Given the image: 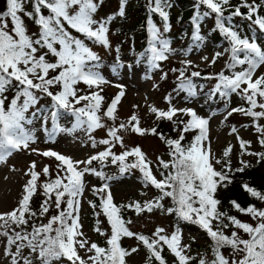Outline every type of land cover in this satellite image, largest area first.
<instances>
[{
  "label": "snow or ice",
  "instance_id": "snow-or-ice-1",
  "mask_svg": "<svg viewBox=\"0 0 264 264\" xmlns=\"http://www.w3.org/2000/svg\"><path fill=\"white\" fill-rule=\"evenodd\" d=\"M126 4L127 0H120V17L125 16ZM102 5L103 0H5V8L0 10V164L25 150L57 162L54 175L50 165L45 164L37 171L36 161L30 162L23 173L28 179L17 206L0 212L2 259L9 264H128V259L143 247L145 264H168L162 254L166 247L174 257L173 264H264V208L255 204L243 207L230 200L235 210L251 217L253 223H248L220 211L222 201L217 198L221 188L227 189L234 182L235 173H243L251 166L243 157L255 156L259 163L264 161V151H250L252 141L240 137L237 128L231 126L229 135H236L239 144V166L234 168L233 145L228 144L219 156L211 147L209 125L216 113L202 117L194 108H178L173 103V93L175 96L183 93L186 102L200 95L205 85L197 84V78L215 80L206 95L209 99L219 96L225 101L226 115L222 123L234 113L251 118L257 142L264 148V124L260 123L264 120V72L259 71L264 67V44L260 42L264 36V15H261L264 0L261 3L240 0L235 6L231 0H195L192 42L181 50L183 56L201 50L207 39L201 33V24L213 18L212 31L218 32L227 46L223 51H216L211 59L203 56L202 60L210 65L225 55L227 60L221 71L207 75L199 70L189 71L198 66L190 59L182 60V67L172 69L178 76L173 93L164 97L168 107H148L157 122L151 128L142 127L135 113L127 121L117 123L118 104L126 95L125 85H115L120 91L104 108L102 86L110 82L102 72L101 56L89 45L112 50L109 31L116 13L97 19ZM146 7L147 46L135 57V66L146 64L150 78L176 49L171 47L166 35L171 30V0H147ZM242 8L247 11H241ZM153 14L161 18L163 30L153 22ZM25 17L37 31L29 32ZM237 17L246 21L247 32L235 23ZM115 51L119 53V46ZM125 67L129 72L134 71L133 63L124 64L117 55L111 71L118 75ZM166 78L167 73H162L161 79ZM234 94L245 106L228 109ZM45 98L50 103L41 104ZM62 118L69 119L70 126L62 125ZM106 120L111 124L105 123ZM34 121L40 122L46 142L55 141L59 134L82 132L86 145L94 151L83 159H76L51 149L41 152L31 148V144L38 142L32 128ZM159 122L171 123L177 136L173 138L159 131ZM100 129L106 131V136L97 139L94 133ZM121 133L157 136L167 147L169 158L157 156L153 162L139 145L128 147ZM188 133L195 134L184 143ZM117 145L122 149L119 153L114 150ZM109 165L116 166L117 172L106 173L104 169ZM137 171L143 188H152L158 194L143 201L117 205L111 182ZM41 175L46 179L39 183ZM86 175L102 181L99 186H92L99 204L92 200L87 203L97 217L93 230L105 237L104 246L91 241L83 231L81 209ZM241 188L264 203V191L248 182H243ZM38 191H42L44 199L39 210L34 211L31 201ZM141 195L147 193L142 191ZM166 199L171 202L168 206L164 203ZM53 207L56 214L48 217L46 223L42 222L41 218ZM123 210H131L137 217L155 212L174 216L173 230L168 233L157 226L151 235L135 232L130 227L133 221L124 218ZM100 215L106 217L110 232L101 229ZM182 223L206 233L212 242L211 259L206 253L190 254V244L182 243ZM230 227L234 230L229 235L225 230ZM241 232L246 234V239L241 237ZM124 238L135 239L137 246L123 247ZM225 248L231 249V257L224 255Z\"/></svg>",
  "mask_w": 264,
  "mask_h": 264
},
{
  "label": "rangeland",
  "instance_id": "rangeland-1",
  "mask_svg": "<svg viewBox=\"0 0 264 264\" xmlns=\"http://www.w3.org/2000/svg\"><path fill=\"white\" fill-rule=\"evenodd\" d=\"M133 0H127L126 8L132 4ZM120 5V0H103V5L97 13V19L104 18L110 14L117 12ZM125 8V9H126ZM177 7L173 6L172 11H176ZM25 19V24L29 32H35L37 30L36 26L30 22V20ZM162 29V27H160ZM109 39L112 45V50H107L101 46L89 45L96 51L101 57L112 59L113 65L116 62L117 55L119 59L124 64L133 63L134 71L129 72L127 67L120 69L118 75H114L111 71V65L102 66V72L107 80L110 82L104 84L102 95L105 98L104 108L107 107V102L110 103L111 99L120 91L115 85L122 84L125 85L126 95L122 98L121 102L118 104L117 115L118 120L127 121L134 113L139 116L141 126L144 128H151L156 125L154 115L150 114L148 111L149 106H156L158 108L166 109L168 104L165 102L164 97L168 93H173L174 87L172 84L175 82L178 73L173 72L172 69L180 68L181 61L184 59H190L195 66H208V62L202 60L203 56H208L210 59L214 54L213 50L209 47V42L206 40V43L201 48L199 52H193L189 56L185 57L182 54V51L179 47H175L176 52L169 55L167 59V68H160L155 70L152 75L149 76L145 71V64L135 66V60H130L132 56L129 55L128 50L119 44L121 39L120 35H115L110 28ZM264 44L262 41H260ZM119 46V53L115 51L116 47ZM174 67H173V66ZM223 67V62L219 58L217 63L212 65L213 70H219ZM260 72H264V67H262ZM162 73H167L166 79H161ZM259 74V73H258ZM155 85V86H154ZM79 87L87 91L84 84H80ZM55 91V89H53ZM174 100L173 103L176 107H191L194 108L197 113L202 117L209 116L213 111L216 113L210 120V139L212 150L219 156L223 149L231 144L234 146V151L232 153L231 159L233 167H238L237 163V153L239 152V144L236 139V135H229L230 127L235 126L238 130L239 136L245 140L252 141L250 151L261 152L264 148L260 146L257 142V134L254 127L251 126V119L239 114L234 113L231 117L224 121V115H226V108H217L215 103L210 104L207 99L202 95H199L195 100L185 101L184 94L181 93L179 96H175L173 93ZM233 100L230 99L228 103V109L232 107ZM106 104V105H105ZM137 107H133V106ZM107 124H111L110 121H105ZM260 123L264 124V120H261ZM244 125H249V127H244ZM48 127H51L49 123ZM32 128L38 137V142L31 144V148L38 149L39 151L44 150H55L61 154H65L76 159H83L87 155L92 154L94 151L90 145H86V137L82 133L81 136L75 134H59L55 141L46 142V134L43 131L40 122L37 121L33 123ZM94 135L97 139L104 138L106 136V131L103 129L97 130ZM125 136V144L128 147H133L139 145L142 150L147 154L148 158L153 162L156 161L157 156H163L165 160L169 157L165 149L164 143L154 135H145L143 137L139 135H128L121 133ZM116 152H120L122 149L119 145L114 149ZM244 160L249 161V163H256L257 157L245 155ZM36 161L37 171H41L45 164L50 165V170L53 175L55 174V164L57 163L54 158L43 157L36 153H32L28 150L20 151L14 153L10 158L7 159L6 163L0 164V212H8L17 206V201L19 200L23 185L28 179L24 176V171L27 170L30 162ZM13 166L15 170L13 169ZM109 165L108 167H111ZM220 166L217 165V168ZM264 170V167H263ZM154 173L159 177L158 171L153 169ZM46 177L41 175L39 183H42ZM97 182L102 183L97 177L93 175H86L85 177V191L82 198V209L81 217L83 223V231L90 238L91 241H94L101 246H104L105 240L99 241L100 239L96 236L93 226L91 225V207L87 201L91 200L92 196V186H98ZM146 192L147 195H141V192ZM111 192L114 197V201H120L123 203L132 202L134 200L143 201L145 199H150L151 197L156 196L158 193L152 189H144L142 184L134 178H120L116 181L111 182ZM37 193L42 194V191ZM264 208V203L261 206ZM128 219H131L133 223L130 225L132 230L135 231H144L149 232L155 230L157 226L163 227L168 233H171L173 230L172 221L169 216L162 215L159 212L153 214H145L139 217L131 211L128 214ZM101 227L103 224L107 226L106 222L103 223L101 218ZM244 222L253 223L250 216L243 218ZM182 228V243L190 244L191 251L190 254L198 253V245H201L203 250L209 249L210 239L207 237L206 233L201 231L196 226L191 224H181ZM242 238H247L246 234L243 232L240 233ZM192 237H195V240H192ZM3 238H0L2 240ZM127 248L137 246V242L134 239L125 238L122 240ZM226 257H231V249L222 250ZM27 254V250H25ZM208 254V253H207ZM83 255V252H81ZM3 256V247L0 246V264H9L5 259H2ZM172 254L170 253L168 259H172ZM146 250L141 247L139 252L133 254L128 259V264H145Z\"/></svg>",
  "mask_w": 264,
  "mask_h": 264
},
{
  "label": "trees",
  "instance_id": "trees-1",
  "mask_svg": "<svg viewBox=\"0 0 264 264\" xmlns=\"http://www.w3.org/2000/svg\"><path fill=\"white\" fill-rule=\"evenodd\" d=\"M171 3L173 6H176L177 9L176 11H172V8L169 9L170 12V22H171V30L166 34L168 38L170 39L171 42V47H179L181 50L186 49L192 42V32H193V25L191 23V17L194 14V8L193 5L195 3V0H171ZM240 3V0H231V4L233 6L238 5ZM257 3H261V0H257ZM147 0H133L132 4L125 9V16L120 17L117 12L115 15V18L112 20L110 28L112 29V32L115 33V35H120L121 39L119 41V44L121 46H124L128 52L129 55L132 56L130 60H135V57L145 49L147 46V38H148V32H147V20H148V10H147ZM5 8V0H0V10H4ZM30 8V6H29ZM241 11H247V9L242 8ZM112 13V14H114ZM111 15V14H110ZM261 15H264V9H261ZM26 18V17H25ZM27 19V18H26ZM152 20L153 22L158 26L162 27L161 30H163V22L161 21V18L159 17L158 14H153L152 15ZM32 23V21H30ZM235 23L241 25L244 27V31L247 32L246 28V21L241 20L239 17L235 18ZM35 26V25H34ZM214 27V19L213 18H207L205 19L202 24H201V33L207 37V41L209 42V47L213 50L215 53L216 51H223L224 47L227 46L226 42L222 39V37L219 35L218 32H213L212 29ZM37 31V30H36ZM74 35H78L77 33H73ZM259 36V33H257ZM260 41L264 43V36L260 37ZM91 45V44H90ZM103 60V66H109L112 64V59L110 58H104L101 57ZM223 62V67L225 64V61L227 60V55L223 56L220 58ZM173 66V65H172ZM174 67V66H173ZM182 67V65H181ZM222 67V68H223ZM160 68H167V60L161 62V67ZM221 68V69H222ZM219 70H213L212 65L208 66H198V67H192L189 69V71L193 70H199L202 72V75H207L209 73H216L221 71ZM145 71L147 74V67L145 64ZM152 74V73H151ZM150 74V75H151ZM226 74H228L226 72ZM149 76V74H147ZM197 84H204L205 87L201 91L200 95H202L205 99L208 100L210 104L215 103L217 108H224L225 107V101L221 99L219 96L209 99L206 95L209 89H211L214 84L216 83L215 80H204L201 78L196 79ZM177 84V80L172 84V86L175 88ZM9 98H11L12 93H8ZM232 102V107H238V106H245L244 102L240 99L238 95H233L231 97ZM41 104H48L50 101L45 98L40 101ZM231 107V108H232ZM249 118V117H247ZM251 119V118H249ZM37 121H34L33 123H36ZM60 123L64 126H70V120L67 118H62ZM157 124V123H156ZM156 126V125H155ZM159 131L165 133L168 136H171L175 138L177 136L176 132L172 131V124L169 122H159ZM195 133H188L186 134V140L184 143H187L188 141L191 140L192 136ZM75 135H82V132H77ZM165 145V144H164ZM166 151H168L167 147L165 146ZM264 151V149H263ZM119 153V152H117ZM250 167L247 168L243 173H235L233 176L234 182L228 186L227 189L221 188L218 191L217 198L222 201L219 210L222 212H228L229 215L237 216L238 219L243 221V218H245L248 215L239 213L237 210H235L230 204V200H235L237 201L241 206L247 207L249 204H255L258 208H262L261 206L263 205L262 202L256 200L255 198L250 197L242 188L241 184L243 182H248L251 186H254L256 189L260 191H264V161L257 162L256 163H250ZM105 172L108 174H113L117 172L116 166H111V167H106ZM159 174V173H158ZM140 176V173L134 172L131 175H126L122 178H134L138 179ZM140 182V181H139ZM141 183V182H140ZM97 185H100V182H97ZM44 199L42 194L37 193L36 195L33 196L32 201H31V207L34 211L39 210V205ZM91 200L99 204V198L95 196L92 192ZM117 205L120 204H128V203H123L120 201H114ZM165 205L168 206L170 205V200H165L164 201ZM131 212V210H123V216L127 220L128 219V214ZM56 214V210L53 207L49 213L41 218L42 222L46 223L48 217L51 215ZM102 220L103 223L106 222L107 226L103 224V228L101 227L102 230L106 232H110V226L107 222V219L105 216L100 215L98 219ZM170 219H173L172 221V227L175 222L174 216H169ZM96 219L93 215V209L91 208V225L94 227L96 226ZM38 223L40 220L37 221ZM183 224V223H182ZM132 230V229H131ZM231 227L229 229H226L225 232L227 234H231V231H233ZM135 231V230H133ZM154 230H151L149 232H144V231H135V232H140L144 233L145 235H151V233ZM96 236L100 239L99 241L105 240L104 236L99 235L97 232ZM125 239V238H124ZM135 240V239H134ZM136 241V240H135ZM137 242V241H136ZM211 240H210V247L209 249L203 250L201 245H198V253H208L207 256L209 259L212 258V252H211ZM122 246L127 248V245L122 241ZM230 248H225L222 250H226ZM166 260L168 261V264H173L174 257L172 256V259L169 260L168 256L170 252L167 250L165 247L164 252L162 253ZM195 255V254H193Z\"/></svg>",
  "mask_w": 264,
  "mask_h": 264
}]
</instances>
